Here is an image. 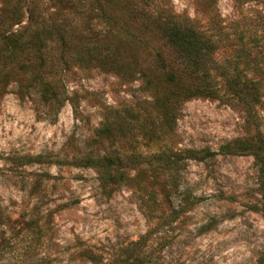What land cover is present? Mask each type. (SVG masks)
Wrapping results in <instances>:
<instances>
[{
  "label": "rangeland",
  "instance_id": "374dc122",
  "mask_svg": "<svg viewBox=\"0 0 264 264\" xmlns=\"http://www.w3.org/2000/svg\"><path fill=\"white\" fill-rule=\"evenodd\" d=\"M129 1L150 18L104 17L92 0H0V9L23 14L25 37L60 24L76 46L148 40L144 27L163 22L160 9L210 30L215 12L221 24L239 21L243 54L219 44L214 68L260 81L256 101L247 112L243 103L192 98L177 105L169 128L145 88L161 46L152 42L130 54L128 79L94 61L57 64L68 100L50 120L26 63L0 67V264H95L88 247L101 264H264V155L252 149L264 142V0ZM113 21L129 33H107ZM29 63L37 78L43 67ZM186 150L214 155L199 161ZM101 157L120 162L82 164Z\"/></svg>",
  "mask_w": 264,
  "mask_h": 264
},
{
  "label": "trees",
  "instance_id": "16d2710c",
  "mask_svg": "<svg viewBox=\"0 0 264 264\" xmlns=\"http://www.w3.org/2000/svg\"><path fill=\"white\" fill-rule=\"evenodd\" d=\"M57 1L64 4L69 2V0ZM92 1L100 6V14L104 17H112L114 20L131 19L136 15L150 18V15H145L141 10L131 7L129 0ZM231 1L235 7H238L246 0ZM122 2L125 4H119ZM18 11L17 8L8 10L2 7L0 9V67L26 63L22 69L29 72L30 81L41 82V91L36 99L46 107L44 117L50 120L56 117L57 110L68 100L58 77L60 73L54 70L57 64H74L84 67L94 61L102 71L128 79L133 77L132 67L135 66L133 60H130V54H135L136 47L143 52L153 50L152 42H159L161 46L160 49L155 50L154 62L147 67L144 74L145 88L150 92L153 109L169 128L174 122L177 105L183 101L192 98L235 101L245 104L247 110L250 103L256 101L261 89L260 81L249 79L241 72H217L214 68L216 61L212 55L218 54L219 44H224V48L239 46L236 52L243 54V32L239 21H233L229 26L221 24L215 12L211 16L214 22L210 30L201 29L187 17L175 16L167 10L160 9L156 15L162 17L163 22H154L151 26L144 27L145 34L149 36L148 40L103 38L76 46L65 38V31L60 30V24L43 27L36 31L35 35L25 37L22 31L17 30L21 28L23 19V14ZM31 11L25 8L26 18L28 22L37 23V17ZM107 25V33L115 28L120 32L129 33L126 22L117 24L113 21L107 22ZM52 51L58 52L54 54L51 53ZM30 60L38 63L39 67H43V72L37 78L33 72V66L29 63ZM213 70L215 71L212 73ZM217 78H220L221 85L217 82ZM107 129L109 127L105 125L102 130L109 133ZM248 147L244 148L248 149ZM252 149L254 156L261 159L264 155V142L259 140ZM185 154L199 161L214 155L208 150H186ZM119 162L118 158L101 157L87 158L82 164L112 167ZM131 244L135 245L137 242ZM83 251L91 262L101 264V254L93 252L89 247ZM105 264H111V262Z\"/></svg>",
  "mask_w": 264,
  "mask_h": 264
}]
</instances>
